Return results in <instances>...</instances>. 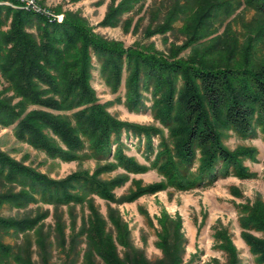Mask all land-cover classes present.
Instances as JSON below:
<instances>
[{
  "label": "trees",
  "instance_id": "obj_1",
  "mask_svg": "<svg viewBox=\"0 0 264 264\" xmlns=\"http://www.w3.org/2000/svg\"><path fill=\"white\" fill-rule=\"evenodd\" d=\"M141 1L110 4L105 24H118L120 16ZM0 2L18 5L16 0ZM241 6L256 15L242 44L231 35L230 24L210 37L217 31L215 23L223 24ZM182 12L187 19L180 30L187 39L162 54L152 46H125L106 39L69 11L60 20L49 21L32 10L0 5V84L5 83L0 88V127L12 126L16 140L48 158L97 162L92 173L82 169L54 179L0 149V207L21 209L40 201L53 204L54 210L65 205L69 215L68 233L56 211L54 225L46 231L42 220L47 209L32 216L0 215V264H53L54 246L63 253L65 264H189L183 260L186 238L178 216L163 211L157 218L155 245L162 256L152 261L133 243L118 210L109 208L104 218L90 195L119 203L170 187L206 188L230 175L255 176L244 161L256 162L257 148L241 144L230 149L225 139L229 132L247 138L256 130L264 139V0H173L155 30L172 29ZM187 47L192 53L179 56ZM93 58L111 92L123 83V95L115 101L129 111L146 110L144 92H150L149 108L161 126L111 114L91 85ZM123 134L143 137L142 153L148 164L125 153ZM118 168L122 171L112 177L101 176ZM150 169L161 179L143 184L132 178L134 187L120 197L114 195V187L124 184L130 174ZM85 203L90 215L77 226L74 206ZM236 208L241 237L254 262L264 264V202L256 197L251 203H237ZM30 231L37 260L32 259V243L26 239ZM6 234H21L22 239L11 244L4 241ZM213 240V247L226 259L205 264H242L226 228H218Z\"/></svg>",
  "mask_w": 264,
  "mask_h": 264
},
{
  "label": "rangeland",
  "instance_id": "obj_2",
  "mask_svg": "<svg viewBox=\"0 0 264 264\" xmlns=\"http://www.w3.org/2000/svg\"><path fill=\"white\" fill-rule=\"evenodd\" d=\"M34 1L37 6L48 13L50 12L53 15L61 17L59 19H62L64 13L67 11L77 14L85 19L95 33L109 40L120 41L125 46L139 43L152 46L162 54H168L170 50L176 49L177 46L182 45L187 39V34L180 30L183 21L187 19V14L184 12L180 13L179 19L175 21L172 29L167 32L155 30V28L162 23L161 17L163 13L171 9L173 0H143L136 3L133 10L125 12L120 16V21L116 25H108L105 24L104 21L110 4L116 5L121 0ZM16 5L17 4H13L11 7H17L18 5ZM242 8L243 6L226 18L223 24L218 25V23H215L217 31L212 33L210 37L213 38L218 36V34L220 35L221 32L224 31L226 25L230 24L232 28L231 35L237 38L238 44H242L244 35H246L249 28L247 25L251 23L253 17L256 16L253 10ZM39 14L44 15L43 13ZM55 20H58V18ZM125 21L129 22L125 24ZM6 28L7 26H3V29ZM149 29L153 31L151 32ZM191 53L192 48L187 47L179 53V56L187 58ZM93 63L95 67L92 70L91 85L95 89L99 101L106 103L107 110L111 114L121 120L161 126L159 122L153 118L149 108L152 101L150 92H144L146 97V110L141 112L129 111L122 102L115 101L118 94L121 96L123 95V83L116 93L111 92L110 88L99 75L98 63L94 58ZM2 84H0V88ZM10 93L11 92L8 94ZM16 100L17 98L14 99V101ZM35 107L36 106H30V108ZM164 131L166 132V129H164ZM122 140L126 144L124 148L126 154L134 156L140 163L148 164V161L144 159L142 153L144 146L143 137H141V139L137 136L125 138L123 134ZM153 144H157V138H153ZM225 144L230 149L241 144L252 145L257 148V161L253 162L249 159L244 161V164L249 170L256 173L255 176L238 178L230 175L225 178H219L214 184L206 188L181 191L170 187L155 193L142 194L134 200L119 203L92 194L90 196L93 199V205L106 219L109 208L117 209L121 218L128 225L133 243L138 248H142L147 258L152 261L162 256L161 250L155 245V241L157 239L156 229L160 228L157 218L165 211L171 217L178 216L180 219L181 232L186 238L183 255L184 262H189V264H205L212 259H216L221 263L224 262L226 259L224 253L213 247V233L218 228L224 227L231 237L242 264H256L247 244L241 237V228L237 220L238 214L236 204L246 201L251 203L256 197L261 198L264 202V139L259 130H256L254 136L247 138H242L235 133L229 132V136L225 139ZM0 149L13 156L15 159L33 166L38 171L54 179L64 178L68 174L82 169L92 173L97 166V162L94 158L71 161L48 158L45 153L34 149L29 144L16 140L12 132V126L7 128L0 127ZM119 171H122V169L118 168L117 170L102 174L101 176L106 178L112 177ZM132 178L141 180L143 184H148L160 180L161 176L153 169L143 173H132L124 184L114 187L113 193L116 197L126 194L130 188L134 187L131 184ZM67 208V206L63 205L59 209L54 210L53 204L37 201L21 209L4 205L0 207V215L17 217L32 216L37 211L47 209L48 215L42 220L43 231H46L49 226L54 225L55 220L53 214L54 211H56L60 213L65 220L67 224L65 229L66 233H68L69 215ZM73 212L76 217L77 226L80 225L83 218H87L90 215V209L86 203L83 205L76 204ZM144 212H147V216L150 218L152 225L148 223V219ZM108 228H110V223H108ZM253 233L257 236L261 235L259 232ZM21 237V234L19 237L13 234H6L3 239L5 242L13 244L20 241L22 239ZM26 239L32 243V259L37 260V255L34 251V233L30 231ZM83 246L85 245L83 244L82 247ZM118 249H120V247ZM52 253L53 264H65L63 253L58 251L55 246L53 247ZM78 262H81V255Z\"/></svg>",
  "mask_w": 264,
  "mask_h": 264
},
{
  "label": "built area",
  "instance_id": "obj_3",
  "mask_svg": "<svg viewBox=\"0 0 264 264\" xmlns=\"http://www.w3.org/2000/svg\"><path fill=\"white\" fill-rule=\"evenodd\" d=\"M16 1L19 5V8H24V9H28V10H32V11H38L40 13H43L44 15H47L48 18L51 19V21H56L55 19H57V18H58V20H60L59 18H61L57 15H53L50 12L48 13L45 10H39V6H37V4L35 3L34 0H16Z\"/></svg>",
  "mask_w": 264,
  "mask_h": 264
},
{
  "label": "bare ground",
  "instance_id": "obj_4",
  "mask_svg": "<svg viewBox=\"0 0 264 264\" xmlns=\"http://www.w3.org/2000/svg\"><path fill=\"white\" fill-rule=\"evenodd\" d=\"M17 3V2H16ZM0 5H8V6H11L8 2H2V3H0ZM14 8H19V6H17V7H14ZM21 9V8H20ZM39 10H43L42 8H40L39 7ZM34 12H36V13H40V12H38V11H34ZM47 12V11H46ZM45 17H47L48 18V16L46 15ZM48 20L49 21H51V19L50 18H48Z\"/></svg>",
  "mask_w": 264,
  "mask_h": 264
}]
</instances>
